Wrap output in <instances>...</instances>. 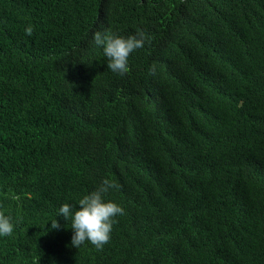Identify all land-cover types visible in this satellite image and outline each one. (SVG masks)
Segmentation results:
<instances>
[{
	"label": "trees",
	"instance_id": "trees-1",
	"mask_svg": "<svg viewBox=\"0 0 264 264\" xmlns=\"http://www.w3.org/2000/svg\"><path fill=\"white\" fill-rule=\"evenodd\" d=\"M138 29L112 73L92 33ZM104 178L76 249L57 210ZM0 214V264H264V0H0Z\"/></svg>",
	"mask_w": 264,
	"mask_h": 264
},
{
	"label": "clouds",
	"instance_id": "clouds-1",
	"mask_svg": "<svg viewBox=\"0 0 264 264\" xmlns=\"http://www.w3.org/2000/svg\"><path fill=\"white\" fill-rule=\"evenodd\" d=\"M24 32L26 36H31L32 26L26 27ZM148 39L145 32L139 29L126 37L109 30L92 33L95 45L102 49L107 69L120 76L128 71L130 54L143 48ZM117 187L113 180L104 178L92 191L79 198L75 205L62 203L59 206L56 217L62 216L65 221L70 222L72 247L78 249L87 242L100 251L109 242L116 217L124 214V209L119 204L107 198L109 192ZM50 221V229L59 228L56 219ZM13 230L10 217L0 214V238L10 236Z\"/></svg>",
	"mask_w": 264,
	"mask_h": 264
}]
</instances>
